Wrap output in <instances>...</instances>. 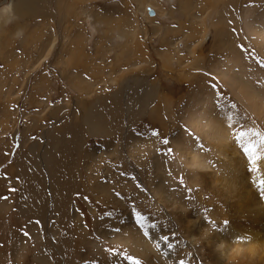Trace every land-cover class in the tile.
<instances>
[{
  "label": "rangeland",
  "instance_id": "obj_1",
  "mask_svg": "<svg viewBox=\"0 0 264 264\" xmlns=\"http://www.w3.org/2000/svg\"><path fill=\"white\" fill-rule=\"evenodd\" d=\"M20 1L0 0V264H153L165 237L210 264L179 215L216 226L222 205L189 158L226 168L207 124L225 116L238 155L264 158V0Z\"/></svg>",
  "mask_w": 264,
  "mask_h": 264
},
{
  "label": "bare ground",
  "instance_id": "obj_2",
  "mask_svg": "<svg viewBox=\"0 0 264 264\" xmlns=\"http://www.w3.org/2000/svg\"><path fill=\"white\" fill-rule=\"evenodd\" d=\"M22 1L24 2H20L26 3V7L34 5L30 2H33V0ZM249 26L251 25L249 24ZM254 28H252L253 32L255 31ZM258 30L262 34L264 33V28H258ZM237 74L229 71L224 76L230 78L234 83H239L244 92L248 91L246 94L249 95V98L252 97L254 94L253 87L249 85L247 80ZM197 101L199 102V99ZM190 109L191 114L195 116L192 115L194 125L198 129H203L204 134L208 133L205 132L203 127L199 126L202 124L203 118H196V115L204 114L203 109L201 107L199 110H193L192 107ZM192 117L190 116V118ZM224 120H227L226 116L216 117L209 119L207 124L212 127L213 131L209 143L212 144L220 156L217 166H219V163L223 165L226 161V168L214 169L211 162L197 156L198 153L195 150L191 153L193 158H189L195 167L207 171L200 178L199 183L206 187L205 189L209 194L218 197L217 200L223 207L218 212V214L220 213V219L215 220L216 226H212V224L208 226L207 220L202 217L201 213L194 215H191L189 211L180 213L179 218L186 225V235L188 237V239L185 237L184 241L187 242L186 248L193 250L198 238H202L203 250L206 251L205 256H202L210 264H264V187L261 185V181H264V158L260 160L252 159L249 162V158L246 159L245 156L238 155L233 144H228L231 141L230 130L227 128L228 124L225 127L216 124L217 122L222 124ZM198 121H201L199 125ZM249 133L259 134L253 126L250 128ZM207 137L204 136L205 139ZM262 137L259 143L264 140ZM222 146H224V149L220 150L219 147ZM262 152H264V147ZM251 163L260 164L258 172L254 174L249 172ZM159 198L165 204L176 207L179 211L187 208L177 195H170L162 186L159 187ZM207 202L209 203V201ZM177 242V238H172L165 239V242L162 241L160 245H154L155 241L152 242V246L147 243L146 245L153 248V255L148 262L153 264H171L172 262L173 264H182V247L179 251ZM179 243L181 244V242ZM148 250L150 252L151 248ZM164 253L165 255H163ZM110 262L113 264L114 260L110 259L109 264H111ZM184 264L188 263L185 262Z\"/></svg>",
  "mask_w": 264,
  "mask_h": 264
},
{
  "label": "snow or ice",
  "instance_id": "obj_3",
  "mask_svg": "<svg viewBox=\"0 0 264 264\" xmlns=\"http://www.w3.org/2000/svg\"><path fill=\"white\" fill-rule=\"evenodd\" d=\"M158 134H159V133H156V132L153 133V135H158ZM262 142H264V140H262ZM162 143L165 144V145H167V144L169 143V141H168L167 139H165V140L162 141ZM168 151L171 152L172 149L169 148ZM244 151H245V152H248L249 154H252L253 149H252V148H248V147H246V148L244 149ZM261 185H262V187H264V181H261ZM137 216H138V220H139V222H140L141 224H143L144 221H145V219H146V217H144V216H143L141 213H139V212L137 213ZM165 239H166V237H165ZM125 259L128 260V261H130L131 264H142V261H141L138 257H134V256H130V255L125 254Z\"/></svg>",
  "mask_w": 264,
  "mask_h": 264
},
{
  "label": "clouds",
  "instance_id": "obj_4",
  "mask_svg": "<svg viewBox=\"0 0 264 264\" xmlns=\"http://www.w3.org/2000/svg\"><path fill=\"white\" fill-rule=\"evenodd\" d=\"M2 7H4V6H0V8H2ZM2 15H3V13H2V11H0V16H2ZM17 35H20V33L18 32Z\"/></svg>",
  "mask_w": 264,
  "mask_h": 264
},
{
  "label": "water",
  "instance_id": "obj_5",
  "mask_svg": "<svg viewBox=\"0 0 264 264\" xmlns=\"http://www.w3.org/2000/svg\"><path fill=\"white\" fill-rule=\"evenodd\" d=\"M151 14H153V10L151 9V12H150Z\"/></svg>",
  "mask_w": 264,
  "mask_h": 264
}]
</instances>
